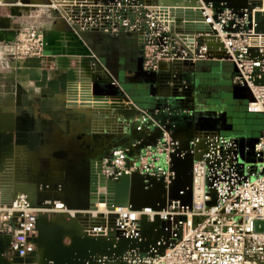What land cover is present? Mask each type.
Here are the masks:
<instances>
[{
	"label": "built area",
	"instance_id": "built-area-1",
	"mask_svg": "<svg viewBox=\"0 0 264 264\" xmlns=\"http://www.w3.org/2000/svg\"><path fill=\"white\" fill-rule=\"evenodd\" d=\"M197 4L200 23L212 33L195 35L191 51L178 38L185 21H178L177 8L166 2L0 0V11L11 22L23 15L34 18L15 27L17 57H44L49 32H69L77 42L86 32L129 33L143 48L144 70L157 73L171 92L177 89L140 113L136 127L149 140L137 156H130L128 148L114 147L101 157L99 176L118 182L125 175H138L146 190L160 185L167 197L176 181V155L191 160L190 186L180 190V198H168L161 210L109 207L106 198H99L108 195L107 187L98 186L96 208L84 212L89 220L84 236L114 239V247L120 239L144 244L145 251L131 249L123 255L119 262L125 264H264V231L255 229L256 222H264V127L244 148L236 137L185 130L195 118L196 98L177 66L208 59L232 62L233 84L253 97L248 111L264 116V32L257 31L264 0H248L242 7L204 0ZM162 61L168 66L162 67ZM36 203L18 191L8 206L0 204V234L12 236L10 249L24 260L37 251L40 214L46 211ZM54 204L56 210H66L65 203ZM96 259L105 264L103 255Z\"/></svg>",
	"mask_w": 264,
	"mask_h": 264
},
{
	"label": "rangeland",
	"instance_id": "rangeland-1",
	"mask_svg": "<svg viewBox=\"0 0 264 264\" xmlns=\"http://www.w3.org/2000/svg\"><path fill=\"white\" fill-rule=\"evenodd\" d=\"M52 35L58 38L62 34H50ZM68 57L72 58L71 68L64 69L62 65L58 66L57 71L54 72V78L49 81L55 87L50 85L49 87L54 93L68 97L67 103L74 112L70 117V126L67 130L56 131L49 137L40 138L38 134L37 140H30V145L15 143L12 152H9L5 159L2 172L0 171V196L4 199L2 205L8 206L14 194L23 191L31 199L37 200L38 206L46 208V211L40 214V227L45 230H42L41 237L44 239L43 246L37 247V253L33 259L18 263L14 261L16 255L11 251L10 246H7L3 256L0 257V264H73L76 261L77 251H80L84 258V255L89 252L88 246L91 241L86 238H78L76 241L75 239L79 236L84 237V231L89 223L84 212L91 206L90 179L94 162L100 156L108 154L115 147V142L121 143L122 139L124 144L129 145L132 153L137 154V142L129 135L133 128H137L138 115L129 110L126 105L121 109L103 108V106H101L103 109L83 108L84 106L80 105L82 99L79 94L81 93L89 94L88 97L94 102L92 104L98 107L95 103L100 102H95L92 97L97 87L93 88L95 86L92 83L93 75L86 76L81 67L82 58L71 55ZM15 61L21 66L29 67L27 59L16 56ZM1 63L2 59H0V68ZM93 72L97 73V68L93 67ZM33 73H35L34 70ZM36 73L38 77H44L40 71ZM45 76L49 75L45 73ZM198 99L202 108L211 109L215 104L209 102L206 97ZM77 108H81V111ZM221 108L227 110L226 120L230 122H228L230 125H224V129H231L232 133L235 132L237 135L244 134V130L238 132L237 127H233L237 122L236 118L240 116L237 114L238 107L231 104L230 106L223 105ZM7 114L3 107L0 108V128L3 130H8L13 125L12 132L15 133L18 125H24L28 121L24 117L19 121L15 119V114ZM256 114L258 115H250L244 119L245 121L243 120L247 126V136L252 138H259L264 127L263 115ZM6 115L8 126L4 127L1 122ZM214 121L218 123V120ZM225 131H223L224 134ZM127 136L128 140L125 138ZM33 141L35 143H32ZM248 141L252 143L255 140L249 139ZM63 152L64 156H62ZM56 201L65 203L66 210H56L54 208ZM47 229L50 231L46 232ZM59 229L63 231L62 247H59L56 237ZM255 229L264 231V222H256ZM4 234L10 235L9 233ZM8 241L9 238L4 237V243L7 244ZM100 245L106 246L102 242ZM93 259L88 257L82 264L92 263Z\"/></svg>",
	"mask_w": 264,
	"mask_h": 264
},
{
	"label": "crops",
	"instance_id": "crops-1",
	"mask_svg": "<svg viewBox=\"0 0 264 264\" xmlns=\"http://www.w3.org/2000/svg\"><path fill=\"white\" fill-rule=\"evenodd\" d=\"M210 1L223 2L236 7H242L248 3V0ZM183 11L182 9L175 10L178 15L183 14ZM4 15V10H1L0 59L4 67L0 68V108L3 107L7 115L15 114V119L19 121L23 117L28 119V126L34 129L30 133L31 136L39 134L40 138L49 137L56 131L67 130L70 126V117L74 113L67 103L69 99L66 95L54 93L48 84L50 79L54 78V72L58 68L57 63L49 62V58H46L39 63V68H31L21 66L15 61L13 45L15 27L30 23L33 18L24 15V17L13 18L11 22ZM61 34L57 45L66 50L75 48L78 42L74 36L69 32ZM194 37V34L185 31L184 28H181L178 33V38L191 51H194ZM82 40L97 58L100 75L105 80L116 84L114 88L120 89L119 92L123 97L129 100L124 101L125 105L137 114L155 108L161 96L170 90L168 86L155 83L157 77L153 72L146 73L148 71L144 70L143 48L133 34L122 33L118 36H109L100 32H86L82 33ZM177 66L178 70L180 69L179 74L182 72L183 82L190 91H194L196 97L195 118L191 124L187 123L185 130L192 128L197 135L223 134L236 137L240 141L241 148L253 143H249V139H257L247 136V126L243 123L247 116L258 115L248 111L253 97L248 89L236 87L233 84L235 65L232 62L226 60L198 61L196 63L185 62ZM36 71L42 74L48 73L46 84H42V77H38ZM52 86L55 87L54 84ZM205 91L207 92L204 93ZM79 96L82 99L80 105L84 106L83 108H105L93 105L94 102L88 97L89 94L81 93ZM200 97L208 98L209 102L215 103L214 106L212 105L211 109L202 108L198 99ZM231 104L238 107L237 114L240 115L236 118L237 124H231L237 127L238 132L244 130V134L237 135L235 132L232 133L231 129H224V125H230V122L226 120L227 110L221 107ZM5 117L1 122L4 127L8 126V117ZM214 120H218V123ZM224 130H226L225 134ZM3 201V196H0V204H3Z\"/></svg>",
	"mask_w": 264,
	"mask_h": 264
},
{
	"label": "water",
	"instance_id": "water-1",
	"mask_svg": "<svg viewBox=\"0 0 264 264\" xmlns=\"http://www.w3.org/2000/svg\"><path fill=\"white\" fill-rule=\"evenodd\" d=\"M199 0H156L158 4L166 2V4H170L177 8H186L185 11H183V14L178 15L177 19L178 21H185L184 29L187 32H190L194 35L197 34H204L209 33L211 34V29L209 26H205L203 23H200L202 21L201 19V12L199 9H197V17L191 15L190 13L186 12L191 11L192 8H199L198 2ZM205 2L209 3L210 0H204ZM213 2V1H212ZM229 5V4H228ZM233 6V5H230ZM246 6V5H245ZM236 7V6H235ZM181 10V9H177ZM258 28L257 31L264 32V16L258 15ZM197 22V23H195ZM58 44V38L56 37H49L48 38V47L46 48V52L44 54V57L42 58H28L27 63L29 64V67L32 68L33 62L40 63L43 59L49 58V62H56L58 66L61 64H65L68 62V56H79L82 58L88 69L93 73V84L96 83V86H98L100 89L99 91H93V98L95 103L98 105V107L103 106L105 108H118L121 109L122 106H125L124 101H129L125 96L119 92L116 88H114L113 83L110 81L105 80L99 72L94 73L93 67L97 68L98 70V60L94 56L93 52L85 45L84 41L79 40L78 44L76 43L75 48H72V50H66L60 47ZM79 45V46H78ZM55 47V48H54ZM179 65V64H178ZM44 72L42 77V84H46V78ZM149 73V72H146ZM156 81L157 84H163V86H166V83L164 81L160 80L159 75L155 72ZM50 86H52L53 83H48ZM177 89H173V92L169 90L168 92L164 93L161 97H172V94L175 95L177 92ZM253 100V98H252ZM127 107V106H126ZM129 110L133 111L134 114L140 115V113H136L132 108L128 107ZM7 116V115H6ZM29 122L26 121L24 125H18L16 127L15 133L12 132L13 125L8 130H3V128H0V171L2 172V169L4 167V162L9 155V152H12L13 145L16 144H23V145H30V140H37V136H31L30 133L33 132V128L28 126ZM24 126V127H23ZM137 142V153L139 152V149L144 146L149 140V138L145 137L143 132H140L137 128H133L132 132L129 135ZM126 140H128V136L125 137ZM123 140V139H122ZM120 141L121 143L115 142L116 146H121L123 148L129 149V155H132V150H130L129 145L123 143V141ZM32 143H35L34 141ZM63 152V156H64ZM103 156V155H102ZM100 156L95 162L92 167V175H91V209H95V203L98 200L97 192H98V186L100 187H107V196H101L99 197L100 200H105V198L108 201V206H130L133 210H141L146 207H151L155 210H161L165 207L167 199H177L180 198V190L187 189V187L190 186V169H191V160L190 159H183L181 157H178L176 155L173 156V169L176 172V181L173 186V189L170 191L169 195L167 197H163L162 194L165 193L162 186L158 185L156 190H146V185L142 183V177L138 175H133L132 177L129 176H123L120 181L106 182L105 178L101 175L99 176V173L101 171V162ZM188 200L191 201V191L188 190ZM89 208V209H90ZM41 220L39 219L38 224V235L35 239V242L37 244V247L41 248L43 246L44 239L42 237V230L43 227H40ZM59 236L58 240L59 242L63 241V231L59 229ZM4 237H8L9 241L7 244L4 243ZM88 239L91 241L90 245L88 246V253L84 255V258L78 256L76 253L75 258L78 259L79 263L82 264L83 262H86V258L91 257L94 258L92 263L88 262V264H99L97 263L96 257L98 255H103L106 257L105 264H125L124 262H119L123 255L131 249H137L139 248L141 251H145L144 244H134L131 243L129 240L120 239L116 243V247H114L115 241L114 239L109 240L106 237H76L75 241L77 239ZM12 236L11 235H5L0 234V257L3 256L4 250L7 246L11 245ZM103 243L106 246H101L100 243ZM76 251V250H75ZM37 252H35L30 258L28 259H22L16 256L14 258L15 262H27L35 257ZM83 258V259H82ZM20 260V261H19ZM1 263V262H0ZM86 264V263H85Z\"/></svg>",
	"mask_w": 264,
	"mask_h": 264
},
{
	"label": "bare ground",
	"instance_id": "bare-ground-1",
	"mask_svg": "<svg viewBox=\"0 0 264 264\" xmlns=\"http://www.w3.org/2000/svg\"><path fill=\"white\" fill-rule=\"evenodd\" d=\"M177 8V7H176ZM177 9H182V10H184L185 11V9L186 8H177ZM186 12H188V13H190L191 15H193V16H196L197 17V10L195 9V8H192V10L190 11H187L186 10ZM50 34H53V33H61V32H49ZM49 34V35H50ZM51 37H53V36H51ZM59 39V38H58ZM71 57H68V62L67 63H65V64H61L62 65V67L64 68V69H69V68H71V66H72V64H71ZM81 61H82V63H81V67H83V70L85 71V73H86V76H88V75H93V73L88 69V67H87V65H86V63H85V61L83 60V59H81ZM161 66L162 67H165V66H168V61H162L161 62ZM32 68H39V63L38 62H33L32 63ZM82 70V71H83ZM72 72V71H71ZM83 74V73H82ZM74 75V74H73ZM76 79H77V77H75ZM95 87H97V90H95V91H99V87L98 86H96V83H95V86L93 87V88H95ZM83 89H85L84 87H83ZM85 92H87L86 90H84ZM128 146V145H127ZM132 155H133V157H136L137 156V154H133L132 153ZM62 156H63V153H62ZM100 209L102 210L103 209V206H100ZM44 229V228H43ZM51 229V228H50ZM43 231H45V230H43ZM48 231H50L49 229H47V231L46 232H48ZM57 241H58V244H59V247H62V243L61 242H59V240H58V237H60L59 236V233H57ZM57 253L59 254L60 253V251L58 250L57 251ZM77 254H78V256L79 257H81L80 255H81V252L80 251H77L76 252ZM80 254V255H79ZM83 255V254H82ZM79 260L78 259H76V261L73 263V264H80L79 262H78Z\"/></svg>",
	"mask_w": 264,
	"mask_h": 264
}]
</instances>
